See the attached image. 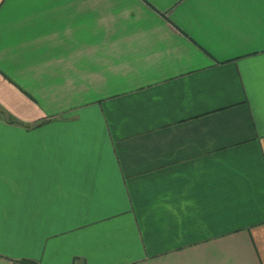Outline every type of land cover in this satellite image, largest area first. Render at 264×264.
I'll list each match as a JSON object with an SVG mask.
<instances>
[{
  "label": "crops",
  "instance_id": "0c3cea01",
  "mask_svg": "<svg viewBox=\"0 0 264 264\" xmlns=\"http://www.w3.org/2000/svg\"><path fill=\"white\" fill-rule=\"evenodd\" d=\"M0 264H264V0H0Z\"/></svg>",
  "mask_w": 264,
  "mask_h": 264
}]
</instances>
